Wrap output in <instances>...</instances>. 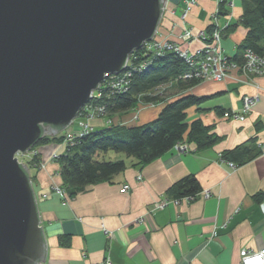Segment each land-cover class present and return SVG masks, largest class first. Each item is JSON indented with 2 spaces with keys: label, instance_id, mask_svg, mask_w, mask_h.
Instances as JSON below:
<instances>
[{
  "label": "crops",
  "instance_id": "1",
  "mask_svg": "<svg viewBox=\"0 0 264 264\" xmlns=\"http://www.w3.org/2000/svg\"><path fill=\"white\" fill-rule=\"evenodd\" d=\"M195 1L184 21L182 5L167 4L154 37L175 41L191 52L198 49L199 41L188 43L179 36L187 28L193 33L205 31L216 3ZM241 13V0H233L220 24L237 21ZM246 31L238 25L222 37L223 53L234 63L239 62L234 57ZM183 94L204 97L187 109L186 120L200 119L212 126L221 137L212 147L189 146L184 153L172 150L142 166L122 157L127 163L123 172L71 198L51 191L61 183L55 161L32 171L47 247L44 264H103L106 258L111 264H239L242 249L264 247V75L248 79L232 70L224 81H202ZM256 94L259 100L243 120L222 115V111L239 113L242 97ZM141 105L114 118L127 126L146 124L157 117L164 103ZM90 123L93 130L105 127L101 119ZM251 138L256 140L258 156L235 168L221 161L222 151ZM53 149L61 151L56 143L38 148L42 157ZM189 174L197 178L202 191L210 192L209 197L200 195L150 211L155 202L169 199L166 191L174 182ZM123 185H128L126 192L120 191ZM60 237H67L68 244H62Z\"/></svg>",
  "mask_w": 264,
  "mask_h": 264
},
{
  "label": "water",
  "instance_id": "2",
  "mask_svg": "<svg viewBox=\"0 0 264 264\" xmlns=\"http://www.w3.org/2000/svg\"><path fill=\"white\" fill-rule=\"evenodd\" d=\"M165 0H0V264H44L28 166L155 36Z\"/></svg>",
  "mask_w": 264,
  "mask_h": 264
},
{
  "label": "trees",
  "instance_id": "3",
  "mask_svg": "<svg viewBox=\"0 0 264 264\" xmlns=\"http://www.w3.org/2000/svg\"><path fill=\"white\" fill-rule=\"evenodd\" d=\"M229 5L230 0L218 2L219 16L230 13ZM241 7L242 13L237 21L225 27L221 33L222 37H226L238 25L247 30L243 40L237 45L238 55L234 57L235 61H239L237 65L243 61L241 58L244 50L249 48L261 53L264 46V0H241ZM212 29L214 26L210 21L204 32L210 35ZM143 64L147 65L142 67ZM135 67H139V70L132 69ZM189 69L190 66L185 59L174 51H165L163 55L150 53L145 55L143 50L132 53L129 66L123 69L124 72L131 73L127 78L128 90L124 93L104 91L95 104L104 105L109 117L127 113L141 104L164 103V105L157 117L146 124L108 125L99 130H92L66 147L64 153L54 160L59 168L58 175L61 179L59 187L65 192L66 198L73 197L87 186L110 181L126 169L127 163L123 158L108 159L109 156L106 155L110 151L123 154L126 158L133 159L136 165L142 166L171 152L174 145L181 142L187 145L189 151V146H193L195 150H203L221 140L212 126L203 124L200 119L190 122L186 120L187 109L204 100V97L193 94L181 95L202 82L197 79L182 78ZM168 84H171L170 87L159 93V88ZM225 112L230 111H222V115ZM61 138L60 134L52 137L43 136L31 149L36 150L50 143H60ZM259 152L255 138H251L222 151L220 158L221 161L232 162L238 167L254 159ZM41 159L39 152L26 159L24 163L29 171L31 169L37 171ZM30 177L34 182L35 176L30 174ZM201 192L197 178L189 174L174 182L167 189L166 195L178 200L185 197L195 199L201 195ZM59 240L62 244H68L67 237H60Z\"/></svg>",
  "mask_w": 264,
  "mask_h": 264
},
{
  "label": "built area",
  "instance_id": "4",
  "mask_svg": "<svg viewBox=\"0 0 264 264\" xmlns=\"http://www.w3.org/2000/svg\"><path fill=\"white\" fill-rule=\"evenodd\" d=\"M177 1V3L175 2ZM220 0H214L216 3L215 10L213 11L210 21L214 26L211 34H206L203 30H200L196 33L189 28L185 29L183 33L179 36L181 40L185 42L191 41H199L200 47L195 51H189L188 49L183 48L180 44L175 41L168 40H159L157 38H153L149 42H145L139 51H142L147 55L148 53L154 55H163L165 51H174L180 54L181 57L185 59V61L190 66L189 71L182 76L184 79H197L201 81H222L224 80L232 70L237 71L245 78H250L254 76L264 75V46L261 50V53H257L251 49L244 50L242 54V63L237 65L234 62H231L229 57H227L222 50V31L225 27L230 25L231 23L227 20L225 22H221V19H225L227 16H219L217 4ZM195 0H165L166 8L167 4L175 5L176 8L179 5H182L181 18L185 19L187 13L190 11L193 5H195ZM231 8L233 6V0H230ZM175 12V10H174ZM173 12V13H174ZM126 62V66L130 64V56ZM147 64L141 65L142 67ZM124 67V68H125ZM133 70H139V67L132 68ZM130 71H122L119 74H108L104 78V80L99 84V87L96 91L93 92L90 101L82 108L77 117L73 120V122L68 126L63 132L60 133L62 136V141L57 143L58 149L52 150L51 153L42 157L41 161L38 164V169L41 170L46 167L47 161H54L58 156L66 150V147L72 145L74 141L93 130L91 125V120L93 119H101L103 121V125H113V124H122L124 122L120 121L118 118L115 119L113 117L107 116L106 108L104 105H99L96 103V100L102 96L104 91L110 90L111 93H124L128 90V77H130ZM171 84L164 85L159 88V93H162L167 88L170 87ZM245 97V98H244ZM259 100V95L248 96L244 95L242 98V107L240 112L231 111L225 112L224 117H231L235 120H243L244 116L242 114L247 113L251 109V106L254 105ZM143 105V104H142ZM146 105V104H145ZM147 105H153L149 103ZM38 149V148H37ZM34 149H30L28 152L21 154L18 153L16 156L20 161L21 156H26L27 159H30L31 156L35 153H39ZM188 147L184 143H178L174 145L173 150L178 153H182L187 151ZM231 168H234L235 165L232 162L227 163ZM137 179H141V175L137 176ZM128 190V185H123L120 189L121 192H126ZM52 192L65 197V192L59 186H53L51 189ZM205 196H208V193H205ZM204 195V192L202 193ZM48 194H43V197L46 198ZM66 198V197H65ZM194 198L193 197H185L181 200L178 199H164L162 201H157L152 205L150 211L161 209L165 205L169 203L179 204L181 202H190ZM142 221V219L140 220ZM104 228V227H103ZM240 264H264V248L251 251L247 249H242L239 253ZM103 264H111L110 260L106 258Z\"/></svg>",
  "mask_w": 264,
  "mask_h": 264
},
{
  "label": "rangeland",
  "instance_id": "5",
  "mask_svg": "<svg viewBox=\"0 0 264 264\" xmlns=\"http://www.w3.org/2000/svg\"><path fill=\"white\" fill-rule=\"evenodd\" d=\"M214 1V0H213ZM182 19V18H181ZM184 19V18H183ZM182 19V20H183ZM184 21V20H183ZM235 22V21H234ZM193 30V29H192ZM254 76V75H253ZM228 77H229V75H228ZM226 79V78H225ZM224 79V80H225ZM224 80H222V81H224ZM214 82V81H213ZM218 82H220V81H218ZM249 96V95H248ZM253 96V95H252ZM245 98V97H244ZM144 106H149V105H145V104H143ZM143 105H141V106H143ZM254 107V105H252L251 106V109ZM131 119H134V117H131ZM96 130H99V129H96ZM108 155H109V157H108V159H111L112 157H114V156H121L120 158H122V157H125L123 154H116V153H114V152H109L108 153ZM27 159V157L26 156H21L20 157V162H23L24 163V161ZM114 159V158H113ZM235 168V167H234ZM32 171H34V169H31V174H32ZM204 192V195H202V193ZM205 193H208V196H205L206 194ZM201 195H202V197H209V195H210V192L209 191H207V190H204V191H202L201 192ZM264 248V247H263ZM262 249V248H261ZM258 250H260V249H258ZM255 251H257V250H255ZM240 253V252H239ZM240 256V255H239ZM239 259H240V257H239ZM239 264H240V260H239Z\"/></svg>",
  "mask_w": 264,
  "mask_h": 264
},
{
  "label": "bare ground",
  "instance_id": "6",
  "mask_svg": "<svg viewBox=\"0 0 264 264\" xmlns=\"http://www.w3.org/2000/svg\"><path fill=\"white\" fill-rule=\"evenodd\" d=\"M244 116V114H242Z\"/></svg>",
  "mask_w": 264,
  "mask_h": 264
}]
</instances>
